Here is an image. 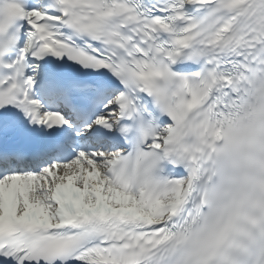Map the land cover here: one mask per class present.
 I'll list each match as a JSON object with an SVG mask.
<instances>
[{
  "label": "snow or ice",
  "instance_id": "snow-or-ice-1",
  "mask_svg": "<svg viewBox=\"0 0 264 264\" xmlns=\"http://www.w3.org/2000/svg\"><path fill=\"white\" fill-rule=\"evenodd\" d=\"M0 264H264V0H0Z\"/></svg>",
  "mask_w": 264,
  "mask_h": 264
}]
</instances>
